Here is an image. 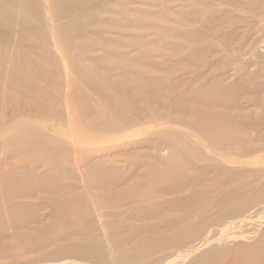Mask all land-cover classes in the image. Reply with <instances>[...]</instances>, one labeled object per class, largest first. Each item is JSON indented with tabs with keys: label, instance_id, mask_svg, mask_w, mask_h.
Wrapping results in <instances>:
<instances>
[{
	"label": "rangeland",
	"instance_id": "obj_1",
	"mask_svg": "<svg viewBox=\"0 0 264 264\" xmlns=\"http://www.w3.org/2000/svg\"><path fill=\"white\" fill-rule=\"evenodd\" d=\"M254 52L264 55V0H0V170L6 161L18 178L4 205H26L46 222L54 214L83 220L106 195L156 200L144 186L153 181L139 186L155 160L109 139L122 133L114 127L128 128L113 105L129 112L128 91L144 94V77L171 83L180 74L185 85L193 79L194 91L219 75L228 77L223 87L240 73L264 83ZM214 84L211 91L220 88ZM237 96L248 103L250 94ZM101 160L119 171L91 173L97 186L90 188L81 166Z\"/></svg>",
	"mask_w": 264,
	"mask_h": 264
},
{
	"label": "bare ground",
	"instance_id": "obj_2",
	"mask_svg": "<svg viewBox=\"0 0 264 264\" xmlns=\"http://www.w3.org/2000/svg\"><path fill=\"white\" fill-rule=\"evenodd\" d=\"M253 54L263 65L264 55ZM173 77L171 83L164 77L141 78L146 95L129 90V112L121 102L112 107L128 128L114 127L111 132L122 133L109 139L150 152L145 156L155 161L146 163L139 186L153 181L144 186L157 199L106 195L104 206L81 213L83 220L54 214L43 222L26 205H4L18 183L5 161L0 229L12 233H0V264H264V83L240 73L235 84L223 87L228 77L219 75L194 91L193 79L185 85L183 76ZM213 83L220 88L211 91ZM250 85L253 89L245 90ZM241 92H249L248 103L238 101ZM146 107L151 112L142 113ZM138 158L133 170L142 161ZM106 162L81 166L90 188L97 186L91 173L119 171ZM130 202L138 203L130 208Z\"/></svg>",
	"mask_w": 264,
	"mask_h": 264
}]
</instances>
